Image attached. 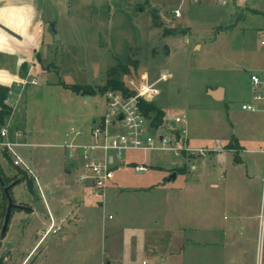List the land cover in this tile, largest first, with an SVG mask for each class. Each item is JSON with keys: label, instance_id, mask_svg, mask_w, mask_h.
<instances>
[{"label": "rangeland", "instance_id": "rangeland-1", "mask_svg": "<svg viewBox=\"0 0 264 264\" xmlns=\"http://www.w3.org/2000/svg\"><path fill=\"white\" fill-rule=\"evenodd\" d=\"M37 4L45 41L28 77H34L36 83H12L6 99L11 106L7 118L10 137L31 143L17 147L29 170L14 166L0 145V229L7 206L1 182L7 185L20 179L9 194L14 203L29 205L34 212L11 210L0 239L1 264H100L101 259H112L113 264H177V251L171 245L177 238H185L188 245L189 233L178 228L189 219L185 217L188 200L171 195L164 198V189L150 184L162 183L157 177L159 166L178 172L168 185L181 188L192 180L189 171L179 170L183 158L190 161L197 156L185 151L179 155L162 150L123 152L124 158L146 159L148 169L135 171L126 160L114 171L104 205L98 206L96 200L85 199L83 186L76 180L78 167L59 144L92 139L93 120L105 112L104 93L98 85L104 82L106 70L117 62L137 61V67L130 65L122 79L128 91L140 93L146 86L152 90L153 99L143 100L166 112L165 125L162 122L156 128L163 131L182 126L188 146L222 147L223 142L215 139L223 131L231 132L236 117L250 113L241 109L236 85L249 89L251 73L260 74L264 69V47L258 37V27L264 24V0H233L228 5L187 0H37ZM176 7H180L181 17L171 15ZM53 21L59 39L47 29ZM178 21L183 23L181 31L176 30ZM164 28L176 35H162ZM14 61L7 59L9 65ZM20 70L24 76V69ZM72 83L90 84L94 92L88 98L72 95ZM219 84L227 92L235 88L233 99L209 98L206 86ZM181 114L186 121L177 124L174 118ZM16 127L22 133L14 138ZM70 127L81 134L71 133ZM252 155L258 162L249 166L233 164V152H228V165L214 166V160L209 161L211 170L205 178L216 185L228 182V186L226 202L209 204L208 209L221 230L227 224L231 228L221 249L192 250L184 264H196L197 260L203 264H256L259 226L254 232L249 226L240 228L242 222L258 223V216L254 220L244 215L257 206L262 213L264 205V160L261 154ZM220 174L223 176L218 177ZM49 179L71 186L72 197L65 196L70 202L41 196L39 187L44 191ZM244 179L246 186L241 183ZM70 203L79 209L75 220L65 216ZM55 204L64 207L56 212ZM51 218L54 225L48 231ZM155 255L161 257L160 263Z\"/></svg>", "mask_w": 264, "mask_h": 264}, {"label": "crops", "instance_id": "crops-1", "mask_svg": "<svg viewBox=\"0 0 264 264\" xmlns=\"http://www.w3.org/2000/svg\"><path fill=\"white\" fill-rule=\"evenodd\" d=\"M17 6H29L28 11V21H27V27L26 31L24 33L11 28L8 26L5 21H3L0 17V22L7 27H9L14 32L18 33L21 38H17L15 36L7 34L5 31L0 29V74L5 73L6 75L12 76V78L8 82H3L0 80V83L6 86H10L12 83L20 84L22 80L29 81L28 77L30 76V72L32 68L34 67L35 58L37 57V53H39L41 46L44 43V29L43 24L44 21L40 14V9L37 4V0H30L26 2H22L20 0H0V10H9L12 7ZM253 11H257V8H251ZM236 12V11H233ZM235 14V13H234ZM181 17V16H180ZM177 27H183V23L181 21H178L176 23ZM264 28L263 26L258 27V31ZM172 35H176L171 33ZM166 34V35H171ZM163 35V34H162ZM185 39H187V35H185ZM167 46V45H165ZM200 47V45H198ZM14 59V64L9 65L7 62V59ZM24 69L22 73H25L24 76H21V70ZM261 73H263L262 77L264 78V69L261 70ZM252 74V73H251ZM34 78V77H32ZM20 82V83H19ZM249 83L252 85L251 81ZM27 84V83H26ZM73 84V83H72ZM239 85V84H238ZM236 85V91L238 90L237 94L241 99V104L247 101H251L252 94L254 92L253 86L249 89L244 90V87H240ZM261 90L263 89V86L260 87ZM219 91V98H215L214 95L210 93L211 91L216 92ZM235 88H231L229 92H227V88L221 84L216 86L208 85L206 86V94L209 96V98L213 100H225L226 98L233 99V92ZM72 91V90H71ZM75 92L72 91V95H74ZM214 94V93H213ZM89 96H87L88 98ZM240 104V105H241ZM259 109L257 111H250V113L240 115L236 117V120L234 123L235 127H231L232 130L230 133H226V131H223L221 136L216 138L215 140H219L223 142V146L220 148H213L214 150H211L209 152V155H196V158H193L190 161H187L183 158V161L181 163V166L179 167V170L183 173L186 171H189L192 180L186 184H183L181 188H174L170 187L168 184L171 183V181L175 180L178 172H176L175 178H170L169 180H166L165 178L173 171V168H162L157 166V172H158V178L163 179L162 183H159L158 181L151 182L150 186H158V188L164 189V198L169 197L170 195L174 198L180 197L181 199H187L188 205H189V211L185 215V217H188L187 223L180 224L178 226L179 229H183L185 233H189V237L186 236L188 240V245H185V238H177L175 240V244L171 245V249L177 251L176 256H174L175 261L177 264H184L185 256L186 259L189 258L190 253L192 250L201 249V247L207 248H213L217 247L218 249H221L223 247V237L226 234V231L230 230L231 225L227 224L225 229H220L217 224L215 223L213 219V213L211 212V209H208V205H213L214 203L219 205L221 202H226V190L225 186H228V182L223 183L221 185L213 184L209 179L205 178L209 175V172L211 170V165L209 161H213L212 165H216L217 163L223 164L225 162L226 165L230 164L228 152H233V164H237L239 162L244 163L245 166H249V164L254 165L256 161L258 162V159L254 157V155L251 156V154H261L262 160H264V103L262 101L258 102ZM164 112L163 116V122L165 125V116L166 112L164 109H162ZM257 112H262L263 114H260ZM18 129L22 133L21 128L16 127L15 130ZM14 130V138L17 136L15 135ZM11 138V137H10ZM90 138H92L90 136ZM12 139V138H11ZM15 140V139H13ZM26 142L25 140H22ZM90 141L87 142H80V143H90ZM186 141L188 143V140L186 138ZM62 143V142H61ZM30 142H26L27 146L30 145ZM207 157H205V156ZM254 157V158H253ZM260 158V156L258 157ZM125 161L127 160L128 163L135 164V163H144L148 165L146 159H141L140 161H137L135 158H124ZM253 162V163H252ZM255 162V163H254ZM116 170V169H115ZM223 176L220 174L218 177ZM114 179H111L109 182L106 190H105V198L102 203L97 202L98 206H103L104 202L106 201L107 196V189L112 185V181ZM241 183L243 186L247 185V180H241ZM83 186V185H82ZM160 186V187H159ZM169 186V187H166ZM42 188V187H41ZM60 188V189H59ZM84 189V187H83ZM156 189V188H155ZM85 191V190H83ZM44 193L45 197L48 199L50 198L52 201H57L61 199H66L64 202H70L69 199L67 200V197H65L67 194L68 197H72V188L67 183L64 184V186L59 185L56 181L49 179L46 181V185L44 187ZM61 193V196L59 197V194ZM251 196V195H250ZM254 197L257 199V196L254 195ZM202 206V207H199ZM63 205L57 206V204L54 205V210L56 212H60L61 208H63ZM201 208H204V211H199ZM48 212L50 213V216L53 218V211L49 210L48 204H47ZM78 208H76V205L74 203H70L68 210L66 211L65 216H68L69 220H75L78 218ZM258 206L254 209H251L248 211L247 214L244 215L247 219H254L255 217L259 218V222L257 223H240V228L243 230H246L248 226L250 227V230L254 232L256 230V226L258 224L259 230H258V236H257V250L259 247V237L260 234H263L264 237V205L263 210L261 213V210L258 211ZM34 212V210H32ZM201 213V214H199ZM183 216H181V219ZM186 219V218H185ZM183 220V219H182ZM180 222H182L180 220ZM202 245V246H201ZM264 246V245H263ZM257 254V253H256ZM263 254H264V248H263ZM155 261L157 263H160L161 257L158 255H155ZM165 260V259H164ZM144 260H142V263ZM100 264H113L112 259H101ZM196 264H203L200 260H197Z\"/></svg>", "mask_w": 264, "mask_h": 264}, {"label": "built area", "instance_id": "built-area-1", "mask_svg": "<svg viewBox=\"0 0 264 264\" xmlns=\"http://www.w3.org/2000/svg\"><path fill=\"white\" fill-rule=\"evenodd\" d=\"M193 3L212 2L217 5H228L233 0H187ZM171 15L175 18L181 16L180 7L172 9ZM173 18L168 20L172 24ZM260 44L264 47V28L258 31ZM263 73L250 75L254 92L251 101L242 103L241 109L257 111L258 102L264 103V78ZM36 83L34 78L29 81L22 80V84ZM263 89L260 90V87ZM105 112L98 119L93 120L90 136V143H80L74 140H64L59 145L66 151L68 160L78 167L76 180L83 185L86 200H96L102 203L105 198V190L114 176L116 168L123 165L125 159L122 155L126 151H170L175 155L186 153L203 155L214 149L193 148L188 146L186 141V128L174 127L164 128L162 131L153 128L150 124V118L145 114L141 106V101L153 99L152 90L146 86L140 93H122L118 90L109 89L104 93ZM264 110V108H263ZM177 124L186 121L184 114L177 115L174 118ZM69 131L76 135L81 131L70 127ZM15 135H21L20 130H15ZM0 145L7 150L15 166H20L29 170L23 157L19 154L17 147L26 145L24 141L13 140L10 138V125L7 120L0 127ZM264 152V147H263ZM135 171H144L148 165L144 163L132 164ZM36 178V177H35ZM41 196L45 198V193L39 187ZM54 221L51 223L48 231L52 230ZM264 237L260 234L259 247L257 250L256 264H264Z\"/></svg>", "mask_w": 264, "mask_h": 264}, {"label": "trees", "instance_id": "trees-1", "mask_svg": "<svg viewBox=\"0 0 264 264\" xmlns=\"http://www.w3.org/2000/svg\"><path fill=\"white\" fill-rule=\"evenodd\" d=\"M15 10L11 8L9 10H0L1 19H5V17ZM154 16V15H153ZM171 27V25L169 26ZM176 30L181 31V27L176 26ZM169 29L164 28L162 34H169ZM37 59H39V53H37ZM130 65L134 68L137 67V61H129V63L124 64L121 62H117L116 64L110 66L106 70L105 80L102 84L98 85V90L101 93H105L109 89L118 90L122 93L128 94L133 93L132 91H128V88L125 86L124 80L122 76L129 72ZM12 76L6 74H0V80L3 82H8ZM73 92L80 93L82 95H91L94 92L93 87L90 84H79L73 83L69 87ZM10 91V87L0 84V127L6 122L10 112L11 106L6 103V99L8 98ZM141 106L144 109L145 114L150 118V124L153 128H156L163 122L164 112L162 109L156 107L152 103H148L144 100L141 101ZM12 162V161H11ZM15 166V165H14ZM28 190L32 193V183H27Z\"/></svg>", "mask_w": 264, "mask_h": 264}, {"label": "water", "instance_id": "water-1", "mask_svg": "<svg viewBox=\"0 0 264 264\" xmlns=\"http://www.w3.org/2000/svg\"><path fill=\"white\" fill-rule=\"evenodd\" d=\"M240 17H241V15H239L236 18V20L233 23V25H235L237 23V21L239 20ZM55 24H56L55 21L50 22L48 30L53 35L54 39H59V34L55 30ZM0 29L5 31L9 35L15 36L17 38H21V36L18 33L14 32L13 30H11L9 27H7L6 25L2 24L1 22H0ZM219 91H220L219 89L216 92L210 90V93L212 95H214L215 98H219V96L217 95V94H219ZM175 175H176V172L173 171L165 179L166 180H169L170 178L174 179ZM19 181H20V179H15V180H13L11 183H9L7 185H5V184H3V182H1L3 191H4V193H5L6 197H7V206H6V211H5V215H4L3 225H2V228H1V231H0V238H2L4 236L5 231L7 229L9 217H10V214H11V209L12 208H20V209L29 208V207H27V206H25L23 204L14 203L12 198H11V196H10V194H9V189L11 188V186L14 185L15 183L19 182Z\"/></svg>", "mask_w": 264, "mask_h": 264}, {"label": "flooded vegetation", "instance_id": "flooded-vegetation-1", "mask_svg": "<svg viewBox=\"0 0 264 264\" xmlns=\"http://www.w3.org/2000/svg\"><path fill=\"white\" fill-rule=\"evenodd\" d=\"M12 8H14L15 10L10 12V14H8L5 17V19H2V20L5 21V23L8 26H10L11 28H14V29L24 33L26 31V27H27L29 6H17V7H12ZM49 23L50 22H48L47 29L49 27ZM18 204H21V203H18ZM23 205H25V204H23ZM25 206H27L29 208H26V209L17 208V209H19L20 211H30V212H32L33 209L29 205H25ZM2 225H3V223H2ZM0 231H1V229H0ZM2 260L3 259L0 257V264L2 263Z\"/></svg>", "mask_w": 264, "mask_h": 264}, {"label": "bare ground", "instance_id": "bare-ground-1", "mask_svg": "<svg viewBox=\"0 0 264 264\" xmlns=\"http://www.w3.org/2000/svg\"><path fill=\"white\" fill-rule=\"evenodd\" d=\"M5 74V73H4Z\"/></svg>", "mask_w": 264, "mask_h": 264}]
</instances>
